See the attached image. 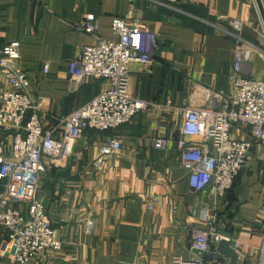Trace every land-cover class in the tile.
<instances>
[{
  "label": "crops",
  "instance_id": "1",
  "mask_svg": "<svg viewBox=\"0 0 264 264\" xmlns=\"http://www.w3.org/2000/svg\"><path fill=\"white\" fill-rule=\"evenodd\" d=\"M88 16L97 21L98 36L108 40H119L112 30L116 17L156 34L153 62L130 64V93L151 105L116 129L87 130L67 157L46 160L38 195L63 248L29 264H172L175 255L195 254L193 230L207 210L217 214L219 233L246 254L245 264H260L264 143L235 124L233 138L253 141L247 165L225 194L213 185L196 191L181 165L178 141L200 138L185 135L183 115L175 113L218 108L231 93L238 47L233 20L242 22L243 47L250 53L245 74L264 80V23L256 0H0V59L6 46L18 44L17 63L29 75L46 128L108 86L91 78L77 85L69 71V62L96 42L79 27ZM8 86L0 72V91ZM13 136L0 128V149L8 154ZM113 138L121 148L99 169L94 161ZM158 138L168 141L165 148L156 147ZM21 208L28 211L30 204ZM6 238L0 226V264H13L2 253Z\"/></svg>",
  "mask_w": 264,
  "mask_h": 264
},
{
  "label": "built area",
  "instance_id": "2",
  "mask_svg": "<svg viewBox=\"0 0 264 264\" xmlns=\"http://www.w3.org/2000/svg\"><path fill=\"white\" fill-rule=\"evenodd\" d=\"M230 24L238 42L229 76L233 82L231 93L223 97L218 108H177L175 111L183 115L184 134L200 138L198 143L178 141L181 165L189 170L191 188L202 191L213 185L221 195L233 188L253 147V141L233 138L232 127L239 124L255 141L264 143V80L245 74L250 53L243 47L242 22L233 20ZM79 27L97 38L69 62L74 83L79 85L87 78L109 83L84 106L60 118L52 128L44 126L39 112L41 102L33 97L29 75L17 63L18 44L6 46L0 59V72L9 85L0 91V128L14 132L9 154L0 149V182L3 184L0 226L7 236L2 253H8L13 264H29L47 250L63 248L59 231L49 220L38 195L40 179L48 170L47 161L54 162L71 154L87 130L116 129L151 105L130 93V64L153 62L156 34L127 17L113 19L112 30L119 36L117 41L99 37V25L92 16L86 17ZM49 68L50 64H45V72ZM167 144L165 138H158L156 147L165 148ZM120 148V141L111 139L102 146L95 166L101 169L107 158ZM25 203L30 204L28 211L21 208ZM217 222V214L207 210L195 226L190 244V249H198L202 254L175 255L172 264H223L225 258L214 248L223 236ZM93 225L94 221L89 219V231ZM260 264H264V239Z\"/></svg>",
  "mask_w": 264,
  "mask_h": 264
},
{
  "label": "water",
  "instance_id": "3",
  "mask_svg": "<svg viewBox=\"0 0 264 264\" xmlns=\"http://www.w3.org/2000/svg\"><path fill=\"white\" fill-rule=\"evenodd\" d=\"M260 15L264 23V4L263 0H256ZM189 138L192 136H188ZM216 252L223 258L227 259V264H245L246 254L238 247L234 246L231 239L222 236L215 244ZM196 254L201 255L202 252L198 249H193Z\"/></svg>",
  "mask_w": 264,
  "mask_h": 264
}]
</instances>
